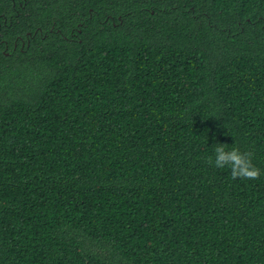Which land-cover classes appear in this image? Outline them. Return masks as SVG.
Returning a JSON list of instances; mask_svg holds the SVG:
<instances>
[{
  "label": "trees",
  "instance_id": "trees-1",
  "mask_svg": "<svg viewBox=\"0 0 264 264\" xmlns=\"http://www.w3.org/2000/svg\"><path fill=\"white\" fill-rule=\"evenodd\" d=\"M0 264H264V0H0Z\"/></svg>",
  "mask_w": 264,
  "mask_h": 264
},
{
  "label": "clouds",
  "instance_id": "clouds-1",
  "mask_svg": "<svg viewBox=\"0 0 264 264\" xmlns=\"http://www.w3.org/2000/svg\"><path fill=\"white\" fill-rule=\"evenodd\" d=\"M215 159L208 157L207 162L214 163L217 168L228 167L233 179H258L261 170L253 164L254 153L251 151L241 152L238 147L227 149L226 144L214 145Z\"/></svg>",
  "mask_w": 264,
  "mask_h": 264
}]
</instances>
